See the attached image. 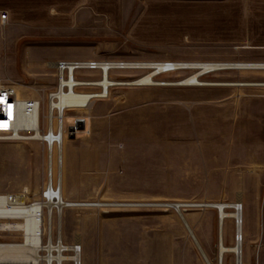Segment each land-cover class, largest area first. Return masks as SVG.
Returning <instances> with one entry per match:
<instances>
[{
  "label": "rangeland",
  "instance_id": "rangeland-1",
  "mask_svg": "<svg viewBox=\"0 0 264 264\" xmlns=\"http://www.w3.org/2000/svg\"><path fill=\"white\" fill-rule=\"evenodd\" d=\"M165 15L170 22L159 30L153 21ZM4 29L0 23V86L22 98L55 85V59L46 71L19 64L22 49L31 54L37 46L93 51L100 60L264 63V0H93L76 28L44 31L15 46L5 42ZM180 51L191 58L168 57ZM160 52L167 56H153ZM142 73L120 71L113 79ZM201 80L205 85L195 88L113 87L89 110L64 116L67 133L74 132L64 138L73 149L68 164V147L63 155V196L119 205L62 208L53 224L63 244L78 241L82 264H205L171 204L194 205L180 210L196 237L212 240L211 251L202 250L217 264V212L201 206L217 202L240 203L242 264H264V70L215 71ZM43 154L39 141H0V193L26 190L37 199ZM223 235L232 245L233 219ZM223 264H235L234 256L226 254Z\"/></svg>",
  "mask_w": 264,
  "mask_h": 264
},
{
  "label": "built area",
  "instance_id": "built-area-1",
  "mask_svg": "<svg viewBox=\"0 0 264 264\" xmlns=\"http://www.w3.org/2000/svg\"><path fill=\"white\" fill-rule=\"evenodd\" d=\"M0 19L4 20L5 15H0ZM138 61H120V60H108V59H73V60H59L54 63V77L55 85L50 90L46 91L40 96L33 98L19 97L16 90L11 86H0V123L6 121L5 127H0V141H21V136H28L38 132L40 135L39 141L44 150L43 160V183L37 199L30 200L28 193L23 190L18 193H0V199L5 202L22 197L25 205H30L34 202H53L61 198L63 194V180L59 177V170H51V164L48 161H56L60 165L61 158V146L63 145L64 138L67 137V126L63 120L67 112L70 111H87L89 110L95 101L107 99L109 91L113 87H170V86H188V87H200L203 85H184L182 82L189 78L193 73H199L198 79L209 74L203 73L202 68L190 67V62H173V61H147L145 64L150 65L145 68L137 67ZM202 62L200 65H205ZM107 68V70L105 69ZM106 71V72H105ZM142 71L143 73L132 80L125 79H113V75L116 73ZM177 72L188 73L187 77L177 82L158 81L159 77H166L173 75ZM107 74V78L113 80V85L108 86V92L104 86L97 84L99 79H103ZM147 74L152 75L153 83L145 85H137L141 77ZM134 81V82H133ZM136 82V83H135ZM89 99H86L84 103L78 106L64 105L59 107L60 100L63 98L82 99L88 95L93 94ZM7 112L10 114V118H5ZM25 119L24 123L19 124L18 117ZM16 118V119H15ZM32 121L31 126H27V122ZM48 163V164H47ZM47 164V165H46ZM53 165L52 168H58ZM84 207V208H101V207H113L119 206L116 204H106L99 202H69L66 207ZM241 208V205H239ZM57 209L54 207L50 211L52 214V223H55L56 217L59 221L60 214L57 213ZM46 213V209L44 210ZM9 216V215H8ZM7 215L4 218H0V223L12 224L15 222H21L20 219L9 218ZM45 225V224H44ZM53 225V224H52ZM45 227V226H44ZM40 224H38V231L35 236H31L30 241L22 243L24 240L21 231H14L12 229L3 228L0 229V245H20L25 246L29 244V247L33 248V238L35 237L37 244L47 243L49 240L56 244L61 242L60 230H56L55 225L48 228L49 231H40ZM60 229V228H59ZM56 235V239H54ZM52 239H50V237ZM14 238V239H13ZM60 238V239H59ZM60 240V241H59ZM80 250L81 246L79 245ZM71 252L65 251L64 254ZM70 264H82L81 257L79 261L74 259L70 260Z\"/></svg>",
  "mask_w": 264,
  "mask_h": 264
},
{
  "label": "bare ground",
  "instance_id": "bare-ground-1",
  "mask_svg": "<svg viewBox=\"0 0 264 264\" xmlns=\"http://www.w3.org/2000/svg\"><path fill=\"white\" fill-rule=\"evenodd\" d=\"M146 62L138 63L137 67L145 68L150 66L149 64L146 65ZM202 62H190V67L195 68H202L203 73L215 72V71H222V70H259L264 69V63H223V62H205V65H200ZM107 70V68L105 67ZM106 72V71H105ZM199 73H193L189 78L184 80L182 84L184 85H199L202 83V80L198 79ZM112 80L107 78V74L103 79H99V85L104 86L106 89V93L108 92V86L113 85ZM134 82V81H133ZM137 85H147L152 84L154 81L152 79V75L147 74L144 77H141L138 81ZM135 82V83H136ZM203 85V84H200ZM205 85V84H204ZM215 85V84H213ZM218 85H225L220 84ZM241 85V84H237ZM264 85V84H263ZM91 96H95L94 93L88 95L82 99H72V98H63L60 100L59 107L64 105H72L78 106L85 102L86 99H89ZM5 118H10L9 112H7V116ZM16 119V118H15ZM19 124L24 123L25 119L21 116L18 117ZM6 121L0 123V127L6 126ZM32 121L27 122V126H31ZM40 135L38 132L35 134L28 135L26 137L21 136V140H30L36 141L39 140ZM67 143L66 140H63V145L61 146V158L62 162L59 165L55 164L56 161L50 160L48 163L51 164V170L60 169L59 177L62 179V168H63V155L64 152L67 151ZM47 163V164H48ZM46 164V165H47ZM53 165H56L58 168H52ZM22 197H17L10 202H5L3 199H0V218H4L6 215L9 218L13 219H20L21 222H15L12 224L8 223H0V229L8 228L14 231H21L23 234V242L30 241L29 239L31 236H35L38 231V224H40L41 228L40 231L43 234V231H49L48 228H51L54 224L51 221L52 214L50 211L52 208H56L57 213L61 215L62 208L66 207L69 201L66 199L65 196H61L58 198L57 201L53 202H34L30 205H25L23 203ZM240 203H232L230 205L217 202L212 204H202L203 207L213 208L217 212V227H218V252H217V264H223L224 256L226 254H232L235 259V264H242V207L239 208ZM194 205L185 204H171V207L179 216L181 222L184 224L186 230L188 231L190 237L193 239L194 243L196 244L202 258L205 261V264H211L205 254V252L200 248L197 237L193 232L191 226L189 225L187 219L183 215L182 211L180 210L181 207H193ZM46 209V213L45 210ZM232 210V211H228ZM58 218V216L56 217ZM228 219L234 220L235 225V238L232 245H225L223 243V232H224V224L225 221ZM58 223V222H57ZM45 224V225H44ZM53 224V225H52ZM56 225V224H55ZM58 225V224H57ZM45 226V227H44ZM51 239V236H49ZM14 239V238H13ZM60 239V238H59ZM33 248L29 247L28 245L20 246V245H0V264H65L70 262L71 259L75 261H79L81 255V250L79 247L78 241L71 245H65L61 242L53 243L49 240L46 244L42 243V245L37 244L35 237L33 238ZM60 241V240H59ZM65 251L71 252L69 254H64Z\"/></svg>",
  "mask_w": 264,
  "mask_h": 264
},
{
  "label": "crops",
  "instance_id": "crops-1",
  "mask_svg": "<svg viewBox=\"0 0 264 264\" xmlns=\"http://www.w3.org/2000/svg\"><path fill=\"white\" fill-rule=\"evenodd\" d=\"M92 1L93 0H0V14L5 15L4 20L0 19V23L4 25L5 28L3 33L4 40L15 46L22 39L38 36V34H42L44 31L55 33L61 29L76 28L78 27L81 14L87 10L88 6H92ZM165 17L166 21H153L156 24V28L159 30L164 29L167 26L166 22L170 20L168 15H165ZM139 31L140 28L134 31V34H139ZM147 33H150V31ZM136 39H138V37ZM36 43L39 44L42 42L38 41ZM164 43L165 42H156L155 46L164 47ZM95 55L93 51L79 53L76 48L63 52L58 50L46 51L44 47L37 46L33 47L31 54L27 50L25 51L22 49L17 59L24 71H46L45 67H47L46 65L49 60L55 59L54 62L51 63V69L53 68L54 70V63L56 61L64 59H96L97 56ZM153 56L156 58H165L167 55L160 52ZM169 56L170 58L172 56V58L176 59L185 58L183 56L191 58V56L183 54L182 51L173 55H168V57ZM72 149V145L68 143L69 153L67 155V164ZM69 176V172L67 171L66 175L65 171V178ZM197 235L202 249L211 251L212 240L206 237L205 234L198 233Z\"/></svg>",
  "mask_w": 264,
  "mask_h": 264
},
{
  "label": "water",
  "instance_id": "water-1",
  "mask_svg": "<svg viewBox=\"0 0 264 264\" xmlns=\"http://www.w3.org/2000/svg\"><path fill=\"white\" fill-rule=\"evenodd\" d=\"M74 132V128L73 127H70L68 129V133H70V136L72 137V133Z\"/></svg>",
  "mask_w": 264,
  "mask_h": 264
}]
</instances>
